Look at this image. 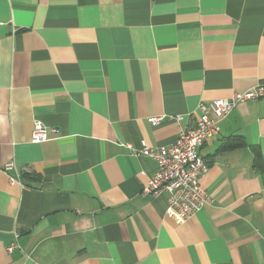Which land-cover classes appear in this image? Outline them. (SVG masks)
I'll return each instance as SVG.
<instances>
[{"label": "crops", "instance_id": "obj_1", "mask_svg": "<svg viewBox=\"0 0 264 264\" xmlns=\"http://www.w3.org/2000/svg\"><path fill=\"white\" fill-rule=\"evenodd\" d=\"M261 85L264 0H0V264H264V97L201 148L214 201L188 219L130 149Z\"/></svg>", "mask_w": 264, "mask_h": 264}, {"label": "built area", "instance_id": "obj_2", "mask_svg": "<svg viewBox=\"0 0 264 264\" xmlns=\"http://www.w3.org/2000/svg\"><path fill=\"white\" fill-rule=\"evenodd\" d=\"M264 97V86H258L243 94H236L230 99H217L210 103L202 101L198 109L197 125L193 129L181 131L176 143L169 149L156 148L143 141L140 149L130 146L133 155H143L158 162L157 172L143 188L144 196H156L168 193L169 208L182 218L188 219L203 207L213 204V198L201 188V178L207 172L206 160L200 150L208 139L219 133L220 122L228 117L238 103ZM159 123L162 117L149 119ZM49 129L42 121L33 124L32 143L39 144L48 140ZM3 170L9 175L10 183H22L20 176L11 174L15 170L14 162H8ZM16 246L10 247L12 251Z\"/></svg>", "mask_w": 264, "mask_h": 264}, {"label": "trees", "instance_id": "obj_3", "mask_svg": "<svg viewBox=\"0 0 264 264\" xmlns=\"http://www.w3.org/2000/svg\"><path fill=\"white\" fill-rule=\"evenodd\" d=\"M245 145V141L242 137H233L230 138L223 146L224 150L233 149V148H240ZM255 165L264 172V158L262 157L261 153H257L255 157Z\"/></svg>", "mask_w": 264, "mask_h": 264}]
</instances>
